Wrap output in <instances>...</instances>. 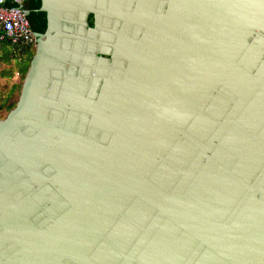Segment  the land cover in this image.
<instances>
[{
  "label": "water",
  "instance_id": "water-1",
  "mask_svg": "<svg viewBox=\"0 0 264 264\" xmlns=\"http://www.w3.org/2000/svg\"><path fill=\"white\" fill-rule=\"evenodd\" d=\"M19 8L0 264H264V0Z\"/></svg>",
  "mask_w": 264,
  "mask_h": 264
},
{
  "label": "built area",
  "instance_id": "built-area-1",
  "mask_svg": "<svg viewBox=\"0 0 264 264\" xmlns=\"http://www.w3.org/2000/svg\"><path fill=\"white\" fill-rule=\"evenodd\" d=\"M22 3L23 0H0V44L10 43L18 48L17 53L24 48H36L30 23L19 8ZM0 120H2L1 115Z\"/></svg>",
  "mask_w": 264,
  "mask_h": 264
},
{
  "label": "rangeland",
  "instance_id": "rangeland-1",
  "mask_svg": "<svg viewBox=\"0 0 264 264\" xmlns=\"http://www.w3.org/2000/svg\"><path fill=\"white\" fill-rule=\"evenodd\" d=\"M34 53L35 49H31L25 54L20 55L15 53L11 46L3 43L0 44V90H2L1 85L5 87L3 88L4 90H6L8 86L13 85L12 87L10 86L11 89L8 91L7 95L0 94V109H7L8 107H6V102L11 97L14 99V97L18 94ZM16 74H19V81L17 83L15 82ZM3 95H6L4 99Z\"/></svg>",
  "mask_w": 264,
  "mask_h": 264
},
{
  "label": "trees",
  "instance_id": "trees-1",
  "mask_svg": "<svg viewBox=\"0 0 264 264\" xmlns=\"http://www.w3.org/2000/svg\"><path fill=\"white\" fill-rule=\"evenodd\" d=\"M2 44V43H1ZM3 44H6V45H9V46H11L12 47V49L14 50V52L15 53H17V47H15V46H12L10 43H8V42H4ZM31 49H35L34 47H31V48H24L20 53H18V54H25L27 51H29V50H31ZM22 84V83H21ZM5 88V87H4ZM19 94H20V89H19V91H18V94L14 97V99H10V100H8L7 102H6V107H8L7 109H0V115H1V117H2V119H4L5 118V116L8 114V112L9 111H11L14 107H15V105H16V103H17V100H18V97H19Z\"/></svg>",
  "mask_w": 264,
  "mask_h": 264
},
{
  "label": "crops",
  "instance_id": "crops-1",
  "mask_svg": "<svg viewBox=\"0 0 264 264\" xmlns=\"http://www.w3.org/2000/svg\"><path fill=\"white\" fill-rule=\"evenodd\" d=\"M0 74H1V72H0ZM18 78H19V74H18V76L16 75V79H15V82H16V83L19 81ZM15 82H14V84H15ZM1 86H2V87H1L2 90H0V91H1L0 94H6V95H7L8 91L11 89V87H12L13 85H12V86L10 85L11 87L8 86L6 90L3 89V88H4L3 85H1ZM6 95H3V99L5 98ZM12 98H13V97H11L10 99H12ZM10 99H9V100H10ZM8 102H9V101H8Z\"/></svg>",
  "mask_w": 264,
  "mask_h": 264
},
{
  "label": "flooded vegetation",
  "instance_id": "flooded-vegetation-1",
  "mask_svg": "<svg viewBox=\"0 0 264 264\" xmlns=\"http://www.w3.org/2000/svg\"><path fill=\"white\" fill-rule=\"evenodd\" d=\"M26 1H27V0H23V3H22V4L26 3ZM31 16H32L31 18H32L33 21L36 20V19H38V18L41 19V17H43L42 14H41V15H40V14H39V15H38V14H33V15H31Z\"/></svg>",
  "mask_w": 264,
  "mask_h": 264
}]
</instances>
